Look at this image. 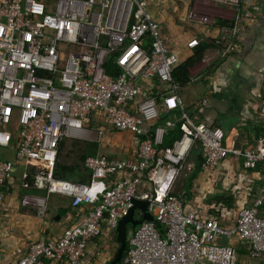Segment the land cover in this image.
<instances>
[{
    "label": "built area",
    "instance_id": "obj_1",
    "mask_svg": "<svg viewBox=\"0 0 264 264\" xmlns=\"http://www.w3.org/2000/svg\"><path fill=\"white\" fill-rule=\"evenodd\" d=\"M216 1L236 9L240 5V0ZM236 34L235 26L221 30L216 42L224 45L221 56L232 50L228 40ZM196 46L197 41L189 44ZM114 53L115 76L105 67ZM177 67L146 0H0V148L14 149L17 162L35 163L20 205L40 219L53 196L70 199L73 209L88 207L81 222L56 239L31 244L11 264H86L90 242L116 234L132 199L147 202L154 222L143 221L129 234L120 264H234L233 246L221 242L232 240L248 245L252 258H264V217L259 214L264 207V147L228 148L219 128L192 122L178 97ZM157 86L165 110L178 112L177 121L172 115L157 124L164 115L152 92ZM99 118L112 130L134 134V152L124 159L86 157L88 183L54 177L49 168L61 141L101 140L110 132L98 127ZM174 130L178 137L163 146ZM197 146L209 170L226 156L242 159L248 169L260 167L258 195L237 212L232 226L201 219L170 195ZM12 175L13 162L0 158V203Z\"/></svg>",
    "mask_w": 264,
    "mask_h": 264
},
{
    "label": "crops",
    "instance_id": "obj_2",
    "mask_svg": "<svg viewBox=\"0 0 264 264\" xmlns=\"http://www.w3.org/2000/svg\"><path fill=\"white\" fill-rule=\"evenodd\" d=\"M146 2L170 53L178 59V67L188 65V82L178 90L187 117L194 123L219 128L222 143L228 148L253 150L259 144L264 147V0H240L237 9L216 0ZM192 13L197 15L196 19H191ZM234 26L237 34L234 40H228L232 50L221 56L216 44L221 30ZM194 41L198 46L189 47ZM160 91V86L152 91L164 111L157 124L167 123L172 115V120L177 121L178 112L165 110ZM99 119L98 127L108 129L107 135L118 132ZM161 119L163 122L159 123ZM174 132L177 133L174 130L171 134ZM126 135L134 139L135 145L137 137ZM127 145L124 152L105 156L124 159L133 153L126 150L131 144ZM12 150L11 158H1L13 162V175L4 186V201L0 203V264L18 261L35 242L58 238L64 229L81 222L88 209H73L70 199L60 196L51 199L47 215L41 219L32 209L23 208L20 199L29 190L28 180L35 163L15 161ZM185 165L187 168L175 181L170 195L179 198L185 210L195 212L201 219L216 218L224 227L232 226L237 212L249 207L258 195L260 167L245 168L238 157L226 156L214 170H209L197 146L190 151ZM259 214L264 217V207ZM116 242V234L90 242L86 264L108 263L118 249ZM221 242L233 246L234 264H264V258L249 255L248 245L236 240Z\"/></svg>",
    "mask_w": 264,
    "mask_h": 264
},
{
    "label": "rangeland",
    "instance_id": "obj_3",
    "mask_svg": "<svg viewBox=\"0 0 264 264\" xmlns=\"http://www.w3.org/2000/svg\"><path fill=\"white\" fill-rule=\"evenodd\" d=\"M224 45H220L217 47L221 51ZM127 134V133H126ZM123 133L115 132L114 135H106L101 140H90V141H83V140H71V139H64L63 147L60 148V155H58V160L66 165H74L79 163V157L83 153L90 154V149L95 147L94 155H107V154H117L124 152V148H127V144H131L130 150L134 152L136 149V143L134 145L133 138H129V135ZM130 141L132 143H130ZM5 151V152H4ZM3 152L5 154H3ZM14 155L12 148L5 147L0 148V158H11ZM54 197V196H53ZM51 197V199L53 198ZM50 199V202H51ZM49 202V204H50ZM48 204V208H49ZM135 215L138 216V212H135Z\"/></svg>",
    "mask_w": 264,
    "mask_h": 264
},
{
    "label": "trees",
    "instance_id": "obj_4",
    "mask_svg": "<svg viewBox=\"0 0 264 264\" xmlns=\"http://www.w3.org/2000/svg\"><path fill=\"white\" fill-rule=\"evenodd\" d=\"M114 56H115V53L112 54L109 57V59L107 60L106 65H105L107 73L110 74V75H113V76H115L117 74V72H118V70L116 69L115 65L113 64ZM187 67H188V65H187ZM187 67H185V68L178 67L175 70L174 79H175L176 84L178 86H180V87L188 82L189 75H188V72H187ZM157 102H158V100H157ZM161 122H163L162 119L159 121V123H161ZM174 133H175L174 135L170 133L167 137L164 138L163 146L171 145L173 140L178 137V135H179L178 132L177 133L174 132ZM63 141H61L60 144H59L58 155H60V153H59L60 152V148L63 147V145H64ZM92 147L93 148L90 149V154L89 155L87 153L86 154L85 153L81 154L80 157H79V163L74 164V165L63 164L62 162H60L58 160V156H57V160L49 168V172L54 177H56L57 179L69 180V181H73V182H77V183H88L90 181V174L83 167V162H84L86 157L95 156L96 155V154L94 155L95 147L94 146H92ZM31 184H32V179H31V177H29L28 186L30 187ZM154 225L157 228V230L161 234H163V227L160 225V223L155 222ZM116 244L118 245L117 242H116ZM114 255H112V257H110V259H113Z\"/></svg>",
    "mask_w": 264,
    "mask_h": 264
},
{
    "label": "water",
    "instance_id": "obj_5",
    "mask_svg": "<svg viewBox=\"0 0 264 264\" xmlns=\"http://www.w3.org/2000/svg\"><path fill=\"white\" fill-rule=\"evenodd\" d=\"M135 210L140 212V216L135 217ZM143 221L154 222V217L148 212L147 202L137 199L131 200V206L126 215L119 219L115 230L118 249L113 259L106 264L122 263L127 249V238L130 233L141 225Z\"/></svg>",
    "mask_w": 264,
    "mask_h": 264
}]
</instances>
